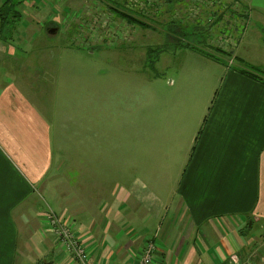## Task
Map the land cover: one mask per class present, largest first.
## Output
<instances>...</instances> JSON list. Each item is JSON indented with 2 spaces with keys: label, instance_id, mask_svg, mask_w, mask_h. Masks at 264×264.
<instances>
[{
  "label": "crops",
  "instance_id": "crops-1",
  "mask_svg": "<svg viewBox=\"0 0 264 264\" xmlns=\"http://www.w3.org/2000/svg\"><path fill=\"white\" fill-rule=\"evenodd\" d=\"M236 3L249 25L229 24L238 36L232 55L264 71V29L255 31L264 26V7ZM16 25L9 29L19 33ZM7 31L0 24V264H76L48 230L45 215L60 211L90 264H138L149 239L152 264H264V82L199 55L202 71L189 66L165 81L174 92L159 104L158 131L135 125L127 152L110 166L100 139L90 138L94 152L81 141L79 196L66 204L43 184L50 127L21 86L2 76L22 49L8 45ZM18 72L28 87L26 63Z\"/></svg>",
  "mask_w": 264,
  "mask_h": 264
},
{
  "label": "rangeland",
  "instance_id": "rangeland-1",
  "mask_svg": "<svg viewBox=\"0 0 264 264\" xmlns=\"http://www.w3.org/2000/svg\"><path fill=\"white\" fill-rule=\"evenodd\" d=\"M180 1L9 0L21 16L16 25L20 32L7 31L14 40L8 45H21L22 49H16L15 56L8 59L2 76L6 84L21 86L50 127L52 163L43 182L49 195L55 194L62 203H75L82 182L78 175L82 140H89V151L94 152L98 146L91 145L90 138L100 139L106 167L110 166L106 161L127 152L129 132L138 130L135 125L146 123L150 131H158L159 104L163 96L174 92L165 81L174 82L189 66L202 71L205 63L195 60L199 55L214 56L237 72L245 69L232 55L238 36L229 24L239 21L243 30L249 25L236 0ZM253 4L264 7V0H254ZM114 9L132 15L143 25L129 23ZM221 20L227 21L226 28ZM51 23L58 26L54 34L48 33L55 28ZM263 29L255 30L251 24L252 31ZM185 45L195 46L197 51L182 48ZM22 63L29 67L28 87L19 84ZM259 71L264 81V71ZM151 147L153 154L159 152L158 141H152ZM66 194L69 196L63 201ZM43 198L46 201L45 195ZM58 213L66 216L63 211ZM72 224L70 221L73 228ZM48 230L55 237L59 235ZM80 242L89 262L86 247ZM60 243L69 258L64 243Z\"/></svg>",
  "mask_w": 264,
  "mask_h": 264
},
{
  "label": "built area",
  "instance_id": "built-area-1",
  "mask_svg": "<svg viewBox=\"0 0 264 264\" xmlns=\"http://www.w3.org/2000/svg\"><path fill=\"white\" fill-rule=\"evenodd\" d=\"M136 5H138V3H136ZM47 220H48L47 224L50 226V229L57 231V233L59 234L56 237L60 242L62 241L64 243V248L66 249L67 252H69L70 260L76 262L77 264H89V262H87L84 249L81 246L82 243L80 242V239L76 236L75 231L70 225V219H68V217L66 216L62 218L59 214L55 215L53 213H50L47 215ZM61 232H66V233L63 235L61 234ZM154 251H155V244L152 241V239H149L148 241H146L145 245L143 246L139 264H152ZM234 263L249 264V263H239L235 261Z\"/></svg>",
  "mask_w": 264,
  "mask_h": 264
},
{
  "label": "trees",
  "instance_id": "trees-1",
  "mask_svg": "<svg viewBox=\"0 0 264 264\" xmlns=\"http://www.w3.org/2000/svg\"><path fill=\"white\" fill-rule=\"evenodd\" d=\"M168 2V0H165ZM9 0L5 1L1 6H0V24L4 27V28H7L9 29L10 27H13L15 24H17V21H18V18L15 19L16 17H14L13 15L15 13H17V10L14 8V4L11 5V4H8ZM14 8V9H13ZM115 11V10H114ZM117 14H119V16H121L123 19L127 20L129 23H136V24H139V25H143L139 20L135 19L132 17V15H128V14H125V13H121V12H118L117 10L115 11ZM221 16V15H220ZM220 16L217 18V20L220 18ZM217 20H215L214 24L217 22ZM173 25V24H171ZM51 26L57 28L58 26L55 25V23H51ZM175 27H177V25H174ZM182 48H187L189 50H195L197 47L195 46H190V45H185L183 46ZM199 49V48H198ZM197 51V49H196ZM199 51V50H198ZM220 52V51H219ZM226 56H229V54L225 53V51L223 52H220ZM209 57H211L212 59L214 60H217V58H213L214 56H210V55H207ZM221 63L224 64L223 61L221 60H217ZM239 64L243 65L245 67V69H241L239 70V72L251 79H255V80H258V81H262L264 82L263 80H261V74L260 76L258 75V73L260 72L258 68L256 67H252L250 65H246L242 60L239 59Z\"/></svg>",
  "mask_w": 264,
  "mask_h": 264
},
{
  "label": "water",
  "instance_id": "water-1",
  "mask_svg": "<svg viewBox=\"0 0 264 264\" xmlns=\"http://www.w3.org/2000/svg\"><path fill=\"white\" fill-rule=\"evenodd\" d=\"M57 29L53 28V29H48V33L54 34L56 33Z\"/></svg>",
  "mask_w": 264,
  "mask_h": 264
},
{
  "label": "flooded vegetation",
  "instance_id": "flooded-vegetation-1",
  "mask_svg": "<svg viewBox=\"0 0 264 264\" xmlns=\"http://www.w3.org/2000/svg\"><path fill=\"white\" fill-rule=\"evenodd\" d=\"M168 1H171V0H168ZM180 1V0H179ZM181 3H183V1H180ZM152 6V5H151ZM151 6H149V7H151ZM154 9H157V8H154ZM114 10H116V9H114ZM118 11V10H117ZM118 12H120V11H118ZM14 17H15V15H13Z\"/></svg>",
  "mask_w": 264,
  "mask_h": 264
}]
</instances>
